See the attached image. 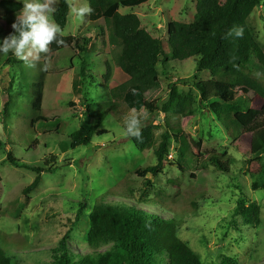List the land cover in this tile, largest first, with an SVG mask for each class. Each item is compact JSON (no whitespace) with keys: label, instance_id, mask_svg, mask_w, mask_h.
I'll use <instances>...</instances> for the list:
<instances>
[{"label":"rangeland","instance_id":"obj_1","mask_svg":"<svg viewBox=\"0 0 264 264\" xmlns=\"http://www.w3.org/2000/svg\"><path fill=\"white\" fill-rule=\"evenodd\" d=\"M12 1L23 6L25 3ZM196 2L151 0L140 8L120 10L123 15H137L143 28L168 47L170 63L158 65L163 91L156 107L172 94L192 92L196 104L189 117L147 108L130 112L119 123L123 113L121 97L115 100L118 109L102 107L113 101L110 92L115 85L129 79L116 63L118 50L98 29L105 27V22L91 23L89 14H76L75 10L89 7L87 0H69L68 24L59 37L63 43L49 45L47 53L32 60L33 66L11 53L0 54V238L28 245L17 251L18 264H51L53 252L69 236L66 243L76 257L93 251L107 253L111 243L97 250L87 245L89 212L102 198L110 201L129 186L136 202L144 204L141 208L146 209L144 202L153 198L165 202L170 209L158 205L156 213L180 222L177 235L199 254L203 264H220L225 257L238 264H264V99L239 91L246 100L245 107L235 117L239 125L229 128L218 121L208 105L201 103L195 84L210 80V72L199 69L198 56L182 65L173 62L167 32L169 22H192ZM57 5L58 0H54V11ZM21 12L8 15L0 10V42L14 34L12 24ZM249 24L264 49L263 4L254 10ZM78 46H88V53L81 54L84 60L77 57ZM83 63L87 82L76 93L73 83L81 80ZM107 64L111 68L109 78ZM251 68L254 78L264 84V68L255 62ZM41 79L44 99L42 111L37 113L32 107V95ZM87 106H92L96 116L101 110L105 113L98 131L108 133L95 136L88 147L72 149L70 136L86 124H95L94 118H86ZM134 116L140 120L141 129L152 128L143 151L137 149L133 137L126 135V123ZM165 136L170 139V148L163 173L146 179L135 176L136 170L157 164L154 155ZM212 153L222 156L227 172L212 163ZM10 155L20 165L12 163ZM21 164L45 171L40 186L28 199L24 189L37 174ZM51 169L54 171L48 172ZM147 180L152 184H146ZM254 184L259 187L257 191ZM241 199L247 206L258 205L261 224L243 223L240 214L235 218L236 225L231 226ZM79 203H85L88 210L75 225Z\"/></svg>","mask_w":264,"mask_h":264},{"label":"trees","instance_id":"obj_2","mask_svg":"<svg viewBox=\"0 0 264 264\" xmlns=\"http://www.w3.org/2000/svg\"><path fill=\"white\" fill-rule=\"evenodd\" d=\"M151 0H87L92 9L89 14L91 23L105 22V27L98 28L108 40L109 45L118 50L116 63L128 81L115 85L110 96L113 100L102 107L118 109L115 103L117 97L122 99L123 113L119 123L130 112H141L143 109H155L163 114H174L189 117L196 104L194 93L186 95L172 94L159 107H156L157 97L162 93L158 65L166 66L170 58L166 52L168 47L146 31L140 18L135 14L123 15L121 8L136 9L147 5ZM264 0H197L196 15L191 23L169 22L168 45L171 49V59L177 65H182L189 59L199 57V69L209 71L211 79L195 84V91L201 98V103L209 106L211 113L227 128L239 125L236 115L243 112L245 98L239 91L245 90L253 98L264 99V84L254 78L251 66L257 63L264 68V49L255 39L249 24L254 10ZM23 4L12 0H2L0 10L13 15L23 10ZM70 15L69 0H58L57 8L53 13L54 22L61 29L67 27ZM242 32V35H237ZM87 43L89 40H85ZM105 43V40H102ZM88 46L79 47V59L88 53ZM82 54V55H81ZM107 77L111 73L107 64ZM166 68V67H163ZM81 80H75L73 89L79 93L87 82L85 63L80 69ZM44 99V80L35 84L32 95V107L35 112L42 111ZM8 104H6V107ZM101 106V105H100ZM92 107V106H91ZM87 106L86 118H94L95 124L84 125L80 130L70 136V147H88L95 136L107 134L105 130L98 131L104 122V112L96 116L93 108ZM117 112V110H116ZM118 113V112H117ZM119 114V113H118ZM152 136V128L147 126L141 129L140 139L132 138L137 149L143 151ZM170 139L168 136L155 152L157 164L135 171L134 175L146 179L161 175L165 168L169 153ZM222 156L212 153V163L223 172H227L226 164L221 161ZM9 160L20 165V162L10 155ZM37 174L34 181L24 189V195L36 191L42 182V169L21 164ZM54 170H49L52 172ZM194 177V176H192ZM1 183V178H0ZM146 184L151 185V180ZM254 191L259 187L253 185ZM114 194L110 201L107 198L99 200L89 212L90 230L85 240L92 250L101 245L112 244L111 249L105 253H92L84 256H75L66 243L61 242L58 249L53 252L51 264H203L201 257L176 233L178 220H168L156 213V206H166L159 198L145 201L146 209L140 202H136L132 186ZM88 210L85 203H79L75 225L80 222L81 216ZM242 215L243 223L248 225L261 224L260 209L257 204L241 199L231 226L236 225L235 218ZM237 228V227H236ZM206 242V239H203ZM28 245H19L0 238V264H18L20 257L17 251L26 249ZM220 264H238L237 260L225 257Z\"/></svg>","mask_w":264,"mask_h":264},{"label":"clouds","instance_id":"obj_3","mask_svg":"<svg viewBox=\"0 0 264 264\" xmlns=\"http://www.w3.org/2000/svg\"><path fill=\"white\" fill-rule=\"evenodd\" d=\"M90 7L75 10L78 16L90 14ZM54 0H25L24 8L12 24L14 34H10L0 42V54L11 53L26 65L33 66L32 60L38 59L40 53H47L53 42L62 44L59 39L62 30L53 20ZM238 36L242 32L236 33ZM34 53L36 54L34 57ZM141 122L137 117L126 123V135L140 139Z\"/></svg>","mask_w":264,"mask_h":264}]
</instances>
